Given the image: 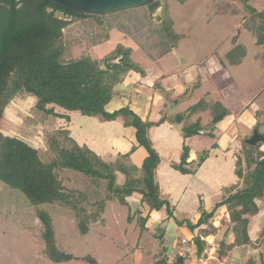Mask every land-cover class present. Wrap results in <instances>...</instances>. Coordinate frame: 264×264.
<instances>
[{
	"label": "trees",
	"instance_id": "1",
	"mask_svg": "<svg viewBox=\"0 0 264 264\" xmlns=\"http://www.w3.org/2000/svg\"><path fill=\"white\" fill-rule=\"evenodd\" d=\"M240 1L249 13L246 27L257 36V43L263 44L264 13L256 10L251 0ZM161 7L162 11L156 15ZM77 21L83 26L88 25V21L105 29V38H109L112 29H119L135 39L154 60L170 52L173 41L181 37L175 32L165 0L104 15L84 13L54 0H0V120L8 104L17 95L26 93L35 97L37 109L67 121L71 120V112L99 117L103 121L120 120L126 127L135 128L139 146L147 151L142 163V176L135 177L122 160L106 159L88 145H81L66 128H59V132L51 136L49 145L54 154L49 159H44L40 149L27 140L5 134L0 128V181L28 198L43 226V253L55 263L69 261L73 255L59 247L54 219L45 204L71 209L84 235L90 231L93 222L103 218L108 201L130 206L128 197L135 192L142 194L141 204L149 209L145 215L142 209L136 210V213L143 214L140 216L143 230L152 211L166 207L169 217L174 211L171 201L163 197L157 179L161 155L149 135L150 128L160 125L166 118L159 121L142 118L130 105L112 111L107 108L115 96L116 87L128 73L134 70L144 74L145 70L133 60L132 49L123 45H118L101 60L89 54L74 57L73 40L78 34L74 25ZM68 29L74 30L69 38L66 34ZM247 53L246 46L238 43L229 51L228 62L241 64ZM200 104H204V99L190 106L186 114L181 113L176 120L181 123L191 118ZM212 105V118L207 124L203 125L200 118L191 123L186 120L182 125L185 141L181 160L173 166L183 174L195 173L210 157L212 149L218 147L214 143L200 153L197 161L189 160L192 148L186 139L204 132L213 136L216 124L230 114L223 102L216 101ZM134 149L121 157L129 158ZM66 170L82 173L94 183L105 184V194L101 195L97 188L94 198L87 190L69 187L60 174ZM234 171L239 179L236 189L210 211L201 204L197 222H186L194 231L198 229L197 239L214 235L219 227L213 226L212 230L202 227L209 224L221 207L226 208L231 226L217 249L220 261H227L235 247L254 243L249 227L250 217L261 211L258 199L264 197V142L251 144L248 138L244 139L236 153ZM118 172L125 175L122 184L117 182ZM177 223L184 224L181 221ZM261 236L264 240V230ZM193 246L197 249L196 245ZM179 256L172 262L163 258L160 263L181 264ZM89 259L92 264L97 263L94 258ZM247 263L264 264V251L259 261L253 258Z\"/></svg>",
	"mask_w": 264,
	"mask_h": 264
},
{
	"label": "rangeland",
	"instance_id": "2",
	"mask_svg": "<svg viewBox=\"0 0 264 264\" xmlns=\"http://www.w3.org/2000/svg\"><path fill=\"white\" fill-rule=\"evenodd\" d=\"M165 2L173 18L175 32L181 36L172 43V46H178L177 60L183 63L185 69L191 71L202 68L201 75L197 77L200 84H197L199 87L193 98L182 101L180 108L184 110L188 105L198 103L203 96L204 104L197 106L192 119L200 117L204 125L212 117V103L223 102L231 110L229 120L232 122L225 138L234 141L236 144L234 150L238 151L244 139L254 138L256 130L264 134V43L258 44L257 36L246 27L245 21L249 13L240 0H165ZM250 3L256 10L264 13V0H251ZM67 20L75 22L71 18ZM87 23L88 25L83 26L77 21L74 25L78 28L77 37L73 40L74 57L89 54L94 59L101 60L110 55L118 45H123L132 49L133 60L143 69H148L153 64L154 59L126 33L112 29L109 38H105V29L88 21ZM66 34L69 38L74 34V30L68 29ZM140 39L145 41L144 38ZM238 43L246 46L248 55L241 64H231L227 55ZM208 62H219L223 67L217 69L215 74H209ZM115 94L118 93L115 91ZM35 102V97L29 94L17 95L6 107L0 120V128L5 134L27 140L40 149L44 159H49L54 154L49 145L50 138L64 126L57 117L37 109ZM241 114V121L236 120ZM250 115H253L255 120L257 118L256 122L260 121L259 125L257 126V123L252 129L247 123H242ZM77 116L82 115L78 113ZM236 129L239 132L236 133ZM60 137L64 138L63 135ZM204 138L209 143L214 139L208 136ZM117 159L122 160V157L113 160ZM214 160L217 161L216 165L214 164L213 169L209 168L206 174L213 186L217 185L215 181L218 180L226 181L223 184H231L227 179H237L234 171L235 160L228 164L231 169L229 174L223 172V160L216 158ZM228 160L229 158H226L227 162ZM215 172L221 178L211 179ZM60 174L71 188L87 190L94 198L97 188L102 192L101 195L105 194V184L94 183L82 173L66 170ZM200 185H203L204 193L207 194L209 191L214 193V187ZM236 185L238 184L223 189L222 198L215 194L214 198H207L208 210L213 209L218 200L234 191ZM258 203L261 211L250 217L249 227L254 244L250 245L249 254L246 251L236 254L238 264H249L247 262L253 258L259 261L260 254L264 251V240L261 236L264 230V197L258 199ZM45 207L54 219L59 247L71 253L73 259L55 263L44 255L45 246L41 238L43 226L36 216L34 207L21 191L12 189L0 181V264H92L89 257L94 258L96 264H162L160 262L163 258L173 261L178 254L184 256L185 264H203L205 257L208 259L210 256H217V249L222 240L219 237H205L204 245L207 246V250L200 260L194 244L182 242L183 239L195 241L196 230L186 224L175 230L173 226L176 223L172 221H167L166 229L165 221L152 227L150 222H146L143 230L140 216L144 213H136L137 206L134 204L130 207L119 201H108L103 218L93 222L90 231L85 235L80 232L71 209L54 204H45ZM195 208V204L189 205L184 211L180 208L181 218L193 220ZM226 215L227 210L223 207L220 215L202 228L212 230L211 228L216 226L215 223L218 226L220 223L221 235H225L224 232H229L231 226L226 220L228 218ZM213 258L211 257L212 261L208 264L215 263Z\"/></svg>",
	"mask_w": 264,
	"mask_h": 264
},
{
	"label": "crops",
	"instance_id": "3",
	"mask_svg": "<svg viewBox=\"0 0 264 264\" xmlns=\"http://www.w3.org/2000/svg\"><path fill=\"white\" fill-rule=\"evenodd\" d=\"M161 11L162 7L158 9L156 15L160 14ZM177 49L178 46L173 45L170 53L168 52V55H164L166 58L162 56L158 59H155L153 64L149 66L148 69H144V74L134 70L130 71L125 80L116 87V92L118 94H115L114 98L112 99V106L111 102L107 105V108L110 111L130 105L131 108L142 118H149L155 121H159L163 117L166 118L165 121L160 125L150 128L149 135L153 140L156 149L161 155V163L157 169V179L161 185L163 197L171 201L172 205L174 206V211L173 216L169 217L166 207L159 211L154 210L150 213L148 222H150V227H152L155 225L158 226L160 223L165 221L164 228L166 229V227H168L167 221H172L173 223H176V225L173 226L175 230H178L184 226H180V224L178 225L177 222L179 221L183 222L184 224H186L187 221L192 223L197 222L201 215V204L205 210H208L207 198H214V194L222 198L223 189H226L227 187L238 182V177L236 180L235 178H231L230 180L227 179V181H231V184H223L226 181L222 182L218 180V182L215 181V184L217 185L213 186L214 184L208 180L209 177H206L209 168L213 169L215 162H217L214 160L215 158L219 159L220 161L223 160L222 168L225 174H229V171L231 170L230 166L228 167V164H232L234 160L236 161V155L234 157V154L237 151L234 150L236 144L234 141H230L225 138L227 130H229L230 126H232V122L229 120L230 114L227 115L224 120L216 124L215 128L213 129V136H210L209 132L208 134L204 132L186 139L192 148L191 157L189 160L197 161L200 153L203 150L211 148L214 143L218 144V147L212 149L210 157L198 168L195 173L183 174L173 166L175 162H180L181 160L182 147L185 141L181 130L182 125L184 122H186V120L190 121L191 123L200 119V117L192 119V115L191 118L183 120V122L180 123L176 120V117L181 113L186 114L187 109L190 106L195 105V103H192L184 110L180 108L182 101L193 98V95L199 87L197 84H200L199 78L197 77L202 73V68L194 71H191L188 68L185 69L183 63H180V61H178L176 58ZM221 67L223 66L219 62H208L209 74H215L216 70L221 69ZM201 99H203V96L198 100V102ZM78 113L79 112H71L70 121H67L65 118L57 117L58 120L62 121L63 123L62 125L64 127L62 128L69 130L70 136L76 139L81 145H88L95 152L109 160L118 158L122 154H126L132 150L133 147H135V151L131 154V156L126 159L122 158V161L124 165L129 168L133 176H142V163L147 155V151L143 147L139 146L134 127H126L120 120L103 121L99 117L85 116L81 113L80 114L82 116H77ZM188 114L189 111L187 112V115ZM241 116L242 114L236 120L241 121ZM256 120L254 119L253 115H250V117H248L245 122L242 123H247V126L252 129L258 123ZM235 131L236 133L239 132L238 129ZM204 136L214 139L211 141V143H209L207 140H205L206 137L204 138ZM226 158H229L228 162L226 161ZM214 174V176H212L213 174L211 175V179L221 178L220 175H216V172ZM124 181L125 175L121 172H118L117 182L122 184ZM200 184H207L212 186V188L214 187V193L209 191L210 194L207 193V195L203 192V185ZM141 198L142 194L135 192L132 196L128 197V201L130 206L134 204L137 206L136 210L142 209L144 214H146L149 209L148 206H142ZM131 201L134 202L132 203ZM191 204H195L196 207L193 209L194 219L186 220L181 218V215L179 214L181 211L180 208L182 211H184ZM222 208L223 207L217 211L215 218L220 215ZM226 216L228 217V214ZM226 220L229 221L228 218ZM214 225L219 227V229L216 234L210 235L211 238L219 237L220 239H223L225 235H221V224L219 223L218 226V224L215 223ZM197 233L198 229L196 230V234ZM225 233L226 231L224 234ZM250 236L253 240L251 230ZM208 237L209 236H207V238ZM202 238L204 239L205 237L202 236ZM229 238L232 239V235H230ZM250 245L235 247L230 252V257L227 261H220L217 256H210L208 259H205L206 257L204 258L203 264L210 263L209 261H212L211 257H214L213 259H215V263L213 264H238V257H236V254L242 251H246V253L249 254L251 248ZM206 250L207 246H205V251ZM248 257L249 256H245V258ZM200 260H202V258ZM169 262H172V260L169 259Z\"/></svg>",
	"mask_w": 264,
	"mask_h": 264
},
{
	"label": "water",
	"instance_id": "4",
	"mask_svg": "<svg viewBox=\"0 0 264 264\" xmlns=\"http://www.w3.org/2000/svg\"><path fill=\"white\" fill-rule=\"evenodd\" d=\"M62 5L71 7L84 13L104 15L114 13L126 9L142 7L156 0H54ZM259 141H264V134L258 130L255 131L253 139H248V142L255 144ZM203 238H198L194 241L197 246L198 257L202 258L205 251ZM178 262L185 264L184 256L180 255Z\"/></svg>",
	"mask_w": 264,
	"mask_h": 264
},
{
	"label": "built area",
	"instance_id": "5",
	"mask_svg": "<svg viewBox=\"0 0 264 264\" xmlns=\"http://www.w3.org/2000/svg\"><path fill=\"white\" fill-rule=\"evenodd\" d=\"M183 243H188V242H191L192 244L195 245L194 241L193 240H187V239H183L182 240Z\"/></svg>",
	"mask_w": 264,
	"mask_h": 264
}]
</instances>
